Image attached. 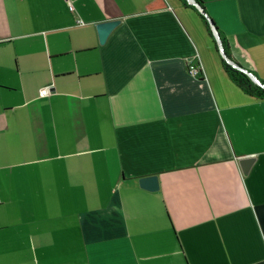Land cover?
<instances>
[{
    "label": "crops",
    "instance_id": "1",
    "mask_svg": "<svg viewBox=\"0 0 264 264\" xmlns=\"http://www.w3.org/2000/svg\"><path fill=\"white\" fill-rule=\"evenodd\" d=\"M154 1L0 0V264H264V0Z\"/></svg>",
    "mask_w": 264,
    "mask_h": 264
},
{
    "label": "trees",
    "instance_id": "2",
    "mask_svg": "<svg viewBox=\"0 0 264 264\" xmlns=\"http://www.w3.org/2000/svg\"><path fill=\"white\" fill-rule=\"evenodd\" d=\"M182 1L184 2L185 5L191 6V0H182ZM194 2L196 5H199V7H200L201 2L199 0H194ZM164 8H165V3L162 0H156V1L148 4L147 7L145 8V10L146 11H155V10L164 9ZM201 17L207 26V30H208L209 34L212 35L211 24H210L212 22L206 21V19L203 17L202 14H201ZM219 38H220V42H221V49H222L223 55L229 61H231L229 46H228L226 40L222 37H219ZM222 62H223V68H224L225 72L229 75L232 82L236 86H238L242 91H244L245 93H247L249 95L255 96L257 98H264V87H262V86H264V82L259 81L260 85H258L251 79V76H248L246 73H244L241 70L233 67L226 60L222 59Z\"/></svg>",
    "mask_w": 264,
    "mask_h": 264
},
{
    "label": "water",
    "instance_id": "3",
    "mask_svg": "<svg viewBox=\"0 0 264 264\" xmlns=\"http://www.w3.org/2000/svg\"><path fill=\"white\" fill-rule=\"evenodd\" d=\"M119 20H109V21H104V22H99L96 25V29H97V33H98V38H99V43L103 44L107 37L109 36L110 32L119 24ZM212 28L213 23H211ZM214 29V32L216 33V29ZM224 59L231 65L232 62L229 61L224 55H223ZM233 67H235L233 65ZM251 79L258 85H260L259 81L256 80L254 77H251ZM262 86V85H261ZM264 87V86H263ZM239 162V166L241 168L242 174L243 175H247L248 172L250 171L252 165L255 162V157H241L238 160ZM139 186L145 190L148 191H156L158 189V181H157V177L155 175L152 176H146V177H142L138 180Z\"/></svg>",
    "mask_w": 264,
    "mask_h": 264
},
{
    "label": "built area",
    "instance_id": "4",
    "mask_svg": "<svg viewBox=\"0 0 264 264\" xmlns=\"http://www.w3.org/2000/svg\"><path fill=\"white\" fill-rule=\"evenodd\" d=\"M69 8H70V10H72V7L71 6ZM187 63H188V65H187L188 73L191 76H197L199 74V71H200L199 65L198 64L191 63L190 60ZM50 91H51L50 86L49 87H43L40 90V95L41 96L49 95L50 94Z\"/></svg>",
    "mask_w": 264,
    "mask_h": 264
},
{
    "label": "rangeland",
    "instance_id": "5",
    "mask_svg": "<svg viewBox=\"0 0 264 264\" xmlns=\"http://www.w3.org/2000/svg\"><path fill=\"white\" fill-rule=\"evenodd\" d=\"M263 87V86H262Z\"/></svg>",
    "mask_w": 264,
    "mask_h": 264
}]
</instances>
